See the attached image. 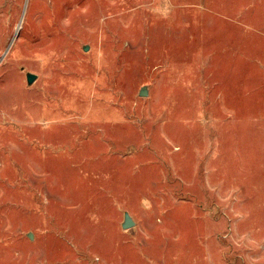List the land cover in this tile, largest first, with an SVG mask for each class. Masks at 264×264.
Here are the masks:
<instances>
[{"label":"rangeland","instance_id":"1","mask_svg":"<svg viewBox=\"0 0 264 264\" xmlns=\"http://www.w3.org/2000/svg\"><path fill=\"white\" fill-rule=\"evenodd\" d=\"M1 61L0 264H264V0H0Z\"/></svg>","mask_w":264,"mask_h":264},{"label":"water","instance_id":"2","mask_svg":"<svg viewBox=\"0 0 264 264\" xmlns=\"http://www.w3.org/2000/svg\"><path fill=\"white\" fill-rule=\"evenodd\" d=\"M86 51H87V49H86ZM6 56H7V55H6ZM4 58H6V57H4ZM2 63H3V61H1L0 64H2ZM27 76H28V85H29V86H33V85L38 81V77H36V76H33V75H31V74H27ZM148 95H149L148 89L145 88V89L142 91V93H141L140 96H141V98H147ZM122 228H123L125 231H132L133 229L136 228V227H135V223H134L132 217H131L130 214H128V213H127L126 216H125V222L123 223ZM29 237H30V239H33L32 235H30Z\"/></svg>","mask_w":264,"mask_h":264}]
</instances>
